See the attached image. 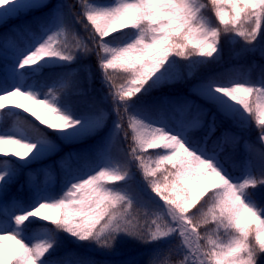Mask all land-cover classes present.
<instances>
[{"label":"snow or ice","instance_id":"snow-or-ice-1","mask_svg":"<svg viewBox=\"0 0 264 264\" xmlns=\"http://www.w3.org/2000/svg\"><path fill=\"white\" fill-rule=\"evenodd\" d=\"M210 3L223 29L204 15L208 7L205 0H82L81 12L95 30L89 38L98 49L103 82L113 98L117 116L114 129L117 134L124 131L128 137L123 124L126 116L127 127L133 133L128 154L139 161L143 178L167 207L157 216L162 222L153 219L155 229L149 228L145 234L144 226L129 211L134 197L121 187L106 186L130 179L129 167L114 165L106 156L97 169L70 176L61 197L46 194L30 204L18 202L14 206L13 214L0 221V264H51L42 258L57 247L60 232L102 248L113 247L121 235L151 243L176 234L180 246L186 249L178 264H258L264 254V152L259 178L251 167L241 176L232 177L217 153H209L190 140L188 132L199 123L198 119L173 127L149 120L133 101L138 94H147L172 81L176 64L172 57L188 60L191 74L198 65L211 62L191 58L213 57L222 34L243 37L246 44L257 40L264 28V0ZM46 7L47 0H0V24ZM62 7L39 26L40 37L17 53L13 68L17 83L0 85V116H19L14 109H23L56 131L60 139L73 142L99 131L102 117L77 115L56 88L50 87L41 94L36 86L24 83L28 75L73 62L78 54L91 51L88 38L73 34L75 42L71 45L61 39L70 31ZM247 22L254 26L244 29ZM84 27L87 30L88 25ZM124 29L132 31L124 33ZM113 33L120 35L104 39ZM109 69L127 74L124 82L116 85ZM59 83L62 87L63 82ZM199 94L226 119L242 124L254 122L259 126V139L264 141V81L210 77L199 86ZM7 145L15 148L8 150ZM156 149L160 151L149 156L142 154ZM55 150L56 146L43 133L26 135L16 126L0 130V156L13 155L27 163ZM15 174L12 161L0 160V190L11 183ZM39 220L54 228L43 226L35 235H25L28 226ZM209 224L214 225L215 239L210 234L213 230L207 229ZM201 227L206 229L203 234L198 231ZM221 229L226 239L219 234ZM201 240L206 243L201 245Z\"/></svg>","mask_w":264,"mask_h":264},{"label":"trees","instance_id":"trees-1","mask_svg":"<svg viewBox=\"0 0 264 264\" xmlns=\"http://www.w3.org/2000/svg\"><path fill=\"white\" fill-rule=\"evenodd\" d=\"M67 2L68 12L64 19L70 31L66 37H61V39H66L71 45L75 42L73 34L78 35L82 39L88 38L86 42L91 51L88 53L89 56L87 59L94 66V87L98 88L103 95L108 96L113 100L112 96L109 94L108 86L103 82L102 72L98 65L96 55L98 49L96 48L95 43L89 38L90 34L95 30L81 12L82 0H67ZM205 2L208 3V7L204 10V15L209 17L214 24L223 29L224 26L219 25L218 19L215 18V12L210 0H205ZM226 10L230 11V9L227 8ZM53 13H55V10L53 2H51L46 8L40 11L32 12L29 15L21 16L19 18H13L7 23L0 24V48L5 47L12 49L4 39L17 35L21 36V32H25L31 37L41 35L39 26L51 17ZM85 24L88 25L87 30L84 27ZM253 26L254 25L251 22H247L243 25V28L250 29ZM122 31L124 33H131L132 30L124 29ZM263 34L264 28H262L257 36L259 42ZM119 35L120 33H114L104 39L110 40L112 37ZM233 35V33L221 35L219 50L217 53H214L213 57H192L191 59L209 60L211 62L198 65L191 74H189L188 60L181 57H172V59L176 61L175 67L172 69V81L152 88L147 94H138L134 100L140 102L141 110L145 114L149 112L156 118L161 117L164 111H168V113L171 114L169 110L175 109V105L187 102V95L185 94L186 89L194 83L193 81L195 79L206 74L217 80L224 81L236 77H243L249 72L254 79H258L259 77L264 78V58H261L258 61L257 53L252 52V49L258 44L255 45L257 40L252 44H246L242 37L237 47H234L236 49L233 50L234 48H231ZM233 52H240L245 58L242 61H248L250 57H254L256 60L255 67L252 68L251 65L243 64L242 61L233 59L231 57ZM8 64L9 60L2 52L0 56V71L4 77V79L0 78V81H4L2 82V85L5 82H7L8 85H11V81L6 72V66ZM71 64H75V61L63 62L61 65L44 68L41 74L36 78L41 79L47 84H51L62 74H66V80L63 82V86L61 87L59 83L55 87L57 94L61 96L64 101L72 105L78 113H82L86 104H88L86 101L87 94L81 90L77 75L66 70L65 67L69 68L71 67ZM108 72L113 76V82L116 85L123 83L124 78L127 75L123 72H114L111 69H109ZM192 77L196 78L192 79ZM113 91H118V88L113 89ZM196 101L199 104V110H203L204 112L201 114V124L189 132V138L192 143L200 145L202 142H205L206 146L210 148L211 151L218 154L220 160L224 163L225 168L233 177L241 176L245 169L251 167L253 174L259 178L261 170V153L264 152V147L261 146L257 140L259 126L253 122L247 129L240 130L231 125L230 121L217 110V107L214 104L206 103L198 98ZM173 103H175V105H173ZM111 109L116 116V113L113 110L114 108L112 107ZM14 111L19 113V116L3 115V130L10 129L13 123L17 122L22 126L27 135L36 136L43 133L46 138L58 140L63 148L60 147L57 153L52 156L32 161L30 166H24L19 161V158L13 155H9L5 158L0 156V160L13 162V167L15 168L16 173L13 178L15 182L11 181L10 185H14V183L16 184V182L22 180L24 183L23 190L30 192L27 196L28 199L23 201L21 200V194H17V190H15L14 186V192L11 194L7 202H4L0 198V221H5L10 217V214L6 211L11 209L13 204L18 202H23L25 204L31 203V192L34 188L32 186V180H30V173L31 175H37V178L39 179L44 178L47 171L52 173L54 175V180L49 189L51 193L56 196L54 191L57 190L58 192V190L66 184L70 176L83 174L88 168L96 166L100 157L107 151L108 145L111 146L108 153L113 163L115 165L127 164L131 172V178L127 181H117L109 183L108 185L119 187L130 186V188L141 186L142 191L140 195H138L139 197L145 199V201H160L165 204L163 200L151 191V188L143 178V171L141 168H138L139 161L132 159L128 154L130 147L133 145V133L132 130L127 127L126 116L123 124L124 129L128 132L127 138L124 136V131H121L119 132L118 137L110 143L108 142V136L106 135L105 130L100 129L98 131V137L87 138L79 144H72L71 142H65L60 139L56 131L41 124L39 120L33 117L30 113L25 112L23 109H14ZM120 112L122 115L124 114L122 107L120 108ZM213 117L215 118L214 120ZM45 118L47 119L49 117L45 116ZM104 125L105 124L102 123L101 127H104ZM158 151H160V149L148 150V152L142 154L149 156ZM154 166L155 165L153 164V167ZM165 167L170 168V166ZM160 175L161 173L158 172L157 176L159 177ZM249 191H251V189H249ZM43 226L54 228V226L48 222L39 220L37 223L28 226L25 235L33 236L37 232L42 231ZM207 229L213 230L210 234H212L213 239H215L216 232L214 230V225H207ZM205 230L204 227L198 229L201 234H203ZM219 234L222 238L226 239L223 237L222 229ZM172 237H174V234ZM57 240V247L51 251L50 254H46V256L42 258L47 259L51 264H149L151 249L159 247V244L156 241L138 247L134 238L127 240V243L125 244L124 240L118 237L113 247L102 248L91 241H78L64 232L57 234ZM205 243V240L200 241L201 245H204ZM169 262L173 264L171 261ZM258 264H264V254L258 258Z\"/></svg>","mask_w":264,"mask_h":264},{"label":"rangeland","instance_id":"rangeland-1","mask_svg":"<svg viewBox=\"0 0 264 264\" xmlns=\"http://www.w3.org/2000/svg\"><path fill=\"white\" fill-rule=\"evenodd\" d=\"M51 2H53V7H54L55 12H57L59 6H63L62 12H63V15L65 17V15L68 12L67 0H47V5L50 4ZM98 2L99 3H111L112 0H98ZM113 34H111V35H113ZM39 37H40V35L31 37L28 34H26L25 32H21V36L17 35V36H12V37H8L7 39H4L12 49L1 47L0 48V56H1V53L3 52L7 56V58H9L8 59L9 64L6 66V72L8 74L9 80L11 81V84L17 83V80L13 74L14 62L17 58V53L20 52L22 49L26 48L28 45L34 43V41L36 39H38ZM261 37L262 38H261L260 42L258 39L255 42V45L257 43L258 44L252 49V52L257 53L258 61L261 58H264V34ZM105 38H107V37H105ZM241 39H242V37L233 35L231 48L237 47V45ZM235 49L236 48H234L233 50H235ZM88 56H89V54H86V55L82 54V53L78 54L77 59L75 60V64H71V67H69V68L65 67L68 72H71V73L77 75V77L79 79V85L81 87V90L84 91L85 94H87L86 101L88 104H86V107L82 113H78V111H76L72 105H70L69 103H67L64 100H63V102L69 104L71 106L72 110L77 115L87 116V117L92 118V119H96L97 117H102V119L100 121V129L105 130L106 135L108 136V142L112 143L113 140L116 139L118 137V134H119V133L118 134L116 133L114 126H113V122L117 119V117L114 115V113L112 112V109H111L112 107L114 108L113 100L110 97L103 95L100 92V90H98V88L94 87L95 70H94L93 64L91 62H89V60L87 59ZM231 57L237 61H242L245 59L240 52H233ZM242 63L247 64V65H251L253 68L256 65V60L254 57H250L248 61H242ZM41 72L37 73L36 75H28L25 77V80H24L25 85L36 86L38 88V90L41 92V94L47 93L50 87L55 88V86L57 84H59L60 81L64 82L66 80V74H62L55 83L53 82L51 84H47V83L43 82L41 79L36 78L38 75L41 74ZM210 77L211 76L206 74L200 78L195 79L193 81L194 83L186 89L185 94L187 95V102H185L183 104H179V105H175V103H173V105H175L176 108L173 110H169L171 112V114L168 113V111H164V113L162 114L161 117L156 118V117H153L148 112L145 114L146 117L149 120L166 122L167 124H169L173 127H177L181 124L187 125L190 122L198 119L199 123L197 125L193 126L190 131L197 128L201 124V114H203L204 111L199 110V104L197 103L196 99L198 98L200 100H203L206 103H211L206 98H204L202 95L199 94V86L201 85V83L206 82L207 79ZM0 78L4 79L1 71H0ZM193 78H196V77H192V79ZM231 80H244V81H250L253 83H258L260 81H264V78L259 77L258 79H254L251 76V73L249 72V73L245 74L243 77H236V78H233ZM2 82H4V81L3 80L0 81V85H2ZM134 99H135V97L133 98V101L135 102L137 108H139L141 110L140 102H136ZM133 101H130V103ZM21 102H23V101H21ZM202 108H203V106H202ZM2 117L3 116H0V130H3ZM228 120L230 121L231 125H233L234 127L238 128L240 130L247 129L250 126V124H242V123H240L238 121H234L232 119H228ZM102 123L105 124L104 127H101ZM13 126L19 127L25 132V130L22 128V126L19 123L14 122L11 128H13ZM189 132H188V136H189ZM25 134L27 135L26 132H25ZM93 137H98V131L93 133L92 135H89L87 138H93ZM87 138L77 140V141H73L71 143L72 144H79ZM47 139L56 146V150L52 151L51 153L46 154L40 158L52 156V155L57 153V151L59 150L60 147L63 148V146L58 142V140L49 139V138H47ZM257 140H258L259 144L264 147V141L259 139V132L257 134ZM200 146L206 148L209 153H213V151H211V149L206 146L205 142H202L200 144ZM110 147H111L110 145L107 146V151L104 152L103 155L100 157L98 164L96 166L88 168L83 174L88 173L89 171H91L93 169H97V166L101 164L102 160L106 156H110L108 153V151L110 150ZM6 148L8 150H12L15 148V146L7 145ZM1 157L5 158L7 156H1ZM19 161L24 166H30L32 161H34V160H28L27 163H25L24 160L19 159ZM30 176H31L30 180H32V186L34 188V190H32V192H31V196H32L31 200L32 201L34 198H39L40 196H43L46 194H52L50 189H49L51 183L54 180V175L52 173H49V171H47L44 178H40V179L37 178V175H34V174L31 175V173H30ZM73 176H75V175H73ZM69 178H68V180H69ZM68 180H67V182H68ZM12 181L15 182L14 180H12ZM67 182L62 188H60L58 190V192H57V190L54 191L56 193L57 198L61 197L63 195L64 191H66ZM14 186H15V190H17V194H21V200L26 201L28 199L27 196L30 192L23 190L24 189V183L22 180L16 182V184L14 183V185L9 184L5 189L0 190V198L4 202H7L9 197L11 196V194L14 192ZM106 186L114 187V186H109L108 184ZM120 187L122 189H124L125 191H127L128 193H130L134 197L133 206L129 211L133 216L136 217V222H138L140 225L144 226L145 234L147 233L149 228L154 230L155 225H153L151 223V221L153 219H157L158 214L163 212L167 206L160 201H152V202L151 201H145V199L139 197L138 195H140V193L142 191L141 186H136L135 188H130V186H120ZM52 195H54V194H52ZM16 204L17 203L13 204L11 209L6 211L10 214V216L13 214L14 206ZM146 212H147V215L145 214ZM164 219L170 220V217H164ZM161 222H162L161 219H157V223H161ZM119 237L122 240H124L125 244L127 243V240L131 239L130 237H127L124 235H121ZM135 240H136V244L138 245V247H141V246L148 244V242L141 240V239H138V238H134V241ZM35 242L36 241H31V243H33V244ZM156 242L159 244V247H154L151 249L150 257H149V264H171L169 261H171L173 264H178V262L181 259H183V256H184L186 249H184L183 247L180 246L181 240L178 237V235L174 234V237L171 236L169 238L161 239V240L156 241Z\"/></svg>","mask_w":264,"mask_h":264}]
</instances>
